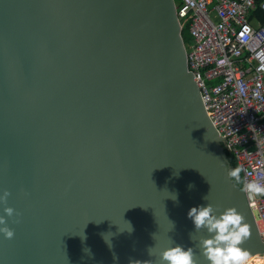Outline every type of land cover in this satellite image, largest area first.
Segmentation results:
<instances>
[{
  "label": "water",
  "instance_id": "95a60500",
  "mask_svg": "<svg viewBox=\"0 0 264 264\" xmlns=\"http://www.w3.org/2000/svg\"><path fill=\"white\" fill-rule=\"evenodd\" d=\"M229 169L175 0H0V264H159L176 245L209 264L188 218L207 203L264 253Z\"/></svg>",
  "mask_w": 264,
  "mask_h": 264
},
{
  "label": "built area",
  "instance_id": "2783aa9c",
  "mask_svg": "<svg viewBox=\"0 0 264 264\" xmlns=\"http://www.w3.org/2000/svg\"><path fill=\"white\" fill-rule=\"evenodd\" d=\"M180 1L181 26L190 19L193 37L185 44L188 66L211 120L235 155L243 184L264 183V22L251 21L258 0ZM246 196L264 241V195Z\"/></svg>",
  "mask_w": 264,
  "mask_h": 264
},
{
  "label": "clouds",
  "instance_id": "9594fccd",
  "mask_svg": "<svg viewBox=\"0 0 264 264\" xmlns=\"http://www.w3.org/2000/svg\"><path fill=\"white\" fill-rule=\"evenodd\" d=\"M241 171L240 168L229 169L228 177L239 183ZM243 191L249 198L264 195V183L246 182L243 184ZM9 196L10 193L5 191L0 196V203L7 204ZM205 199L207 200V197ZM4 212L7 217L14 215V209L10 207H5ZM217 212V208L211 203L193 207L188 212V218L192 221L195 231L206 230L208 233V238L199 241L202 255L209 264H253L251 253L242 247L251 236L245 217L236 208H227L218 215ZM6 223L5 217L0 216V225ZM0 233H3L6 239L14 238V231L7 226L0 227ZM148 254L152 255L149 249ZM133 264H152V261H134ZM159 264H197V259L193 247L184 248L176 245L168 247L159 254ZM255 264L262 262L257 260Z\"/></svg>",
  "mask_w": 264,
  "mask_h": 264
},
{
  "label": "trees",
  "instance_id": "16d2710c",
  "mask_svg": "<svg viewBox=\"0 0 264 264\" xmlns=\"http://www.w3.org/2000/svg\"><path fill=\"white\" fill-rule=\"evenodd\" d=\"M263 0H258V10H257V15L261 18V21L264 22V11L261 9V2ZM176 4L178 6L181 5V1L180 0H175ZM182 36H183V39H184V42L186 45H190L191 43H193V37L190 33V19H185V20H182ZM228 152V156H229V159L231 161V164H232V169L234 168H240L239 165H238V162H237V159L235 157V155L230 152V151H227ZM241 188H243V174H242V171L240 173V182L237 183Z\"/></svg>",
  "mask_w": 264,
  "mask_h": 264
},
{
  "label": "bare ground",
  "instance_id": "6f19581e",
  "mask_svg": "<svg viewBox=\"0 0 264 264\" xmlns=\"http://www.w3.org/2000/svg\"><path fill=\"white\" fill-rule=\"evenodd\" d=\"M251 260H252L253 264H255V262L257 260L261 261V262H264V253L251 255Z\"/></svg>",
  "mask_w": 264,
  "mask_h": 264
},
{
  "label": "crops",
  "instance_id": "0c3cea01",
  "mask_svg": "<svg viewBox=\"0 0 264 264\" xmlns=\"http://www.w3.org/2000/svg\"><path fill=\"white\" fill-rule=\"evenodd\" d=\"M262 9V8H261ZM257 10H258V7L255 11V13L253 14V17H251V21L255 24V25H258V21H261V18L257 15ZM264 11V9H262ZM259 19V20H258ZM262 22V21H261Z\"/></svg>",
  "mask_w": 264,
  "mask_h": 264
},
{
  "label": "rangeland",
  "instance_id": "374dc122",
  "mask_svg": "<svg viewBox=\"0 0 264 264\" xmlns=\"http://www.w3.org/2000/svg\"><path fill=\"white\" fill-rule=\"evenodd\" d=\"M214 16V20H217V18L215 17V15H213Z\"/></svg>",
  "mask_w": 264,
  "mask_h": 264
},
{
  "label": "snow or ice",
  "instance_id": "6c2138e0",
  "mask_svg": "<svg viewBox=\"0 0 264 264\" xmlns=\"http://www.w3.org/2000/svg\"><path fill=\"white\" fill-rule=\"evenodd\" d=\"M262 264H264V262H262Z\"/></svg>",
  "mask_w": 264,
  "mask_h": 264
}]
</instances>
